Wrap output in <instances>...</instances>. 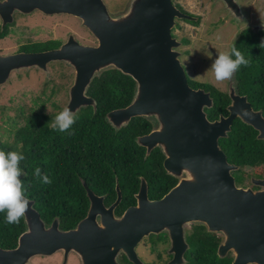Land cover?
<instances>
[{
    "label": "water",
    "instance_id": "1",
    "mask_svg": "<svg viewBox=\"0 0 264 264\" xmlns=\"http://www.w3.org/2000/svg\"><path fill=\"white\" fill-rule=\"evenodd\" d=\"M214 1L223 2L237 23L248 22L239 0ZM37 9L79 16L98 45L69 42L54 51L0 55V85L13 72L48 71L49 62H66L76 75L64 108L77 114L89 106L97 111V100L88 94L96 76L114 68L132 77L136 82L132 101L109 111L106 119L116 131L133 117L152 121L151 132L137 136L136 141L147 148L146 157L160 148L167 172L178 183L162 198L151 199L148 181L141 176L137 203L117 215L123 198L119 181L117 198L107 206L105 196L83 180L90 208L70 229L61 227L59 216L47 223L36 200L26 197L25 230L16 247H0V264H33L36 257L58 252L65 254L64 264L72 253L81 264H122L121 254L134 264H154L145 262L136 248L145 237L163 232L170 237L169 254L173 255L167 264H186L185 252L190 247L186 227L190 224L205 225L208 231L222 235L218 255L225 258L233 251L232 264H264V178L252 176L253 186L238 185L233 171L240 167L229 162L220 144L237 118L255 128L257 138L264 141V111L255 109L248 96L239 93L236 72L228 86L229 115L214 121L208 118L206 109L214 106V98L211 91L191 85L179 50L183 42L173 34L178 20L198 21L199 17L183 11L174 0H129L119 13H112L105 0L0 1L5 23L13 21L16 11L29 14ZM253 29L264 30V22ZM25 175L22 172L21 179Z\"/></svg>",
    "mask_w": 264,
    "mask_h": 264
},
{
    "label": "trees",
    "instance_id": "2",
    "mask_svg": "<svg viewBox=\"0 0 264 264\" xmlns=\"http://www.w3.org/2000/svg\"><path fill=\"white\" fill-rule=\"evenodd\" d=\"M186 22L199 25L201 18ZM182 42L183 45L189 44L190 39L183 38ZM262 43L264 30L256 32L247 28L237 35L232 47L235 46L249 61L247 67L241 66L237 71V90L241 95L248 96L255 109L264 111ZM190 83L194 88L203 87L211 91L215 104L206 109L211 121L221 115H229L231 98L228 90L196 81ZM135 86L132 77L114 68L106 70L94 78L88 89V93L97 100V111L92 106L82 108L76 114L78 120L69 132L51 129L50 121L57 114L49 118L44 113H35L27 116L25 128L15 123L11 124L14 128L2 133L9 137L13 134V141L0 136V150L20 151L25 156L21 161V168L26 174L22 178L25 196L36 200V207L47 223L59 216L61 227L70 229L85 217L89 197L83 180L94 192L105 195L108 205L117 198L118 180L123 198L116 208L117 214H122L137 203L136 193L140 189L141 176L148 181L151 199L162 198L178 183V179L170 175L164 166L166 157L163 151L157 147L146 157L147 148L136 141L137 136L151 132L154 127L152 121L145 117H133L127 126L116 131L106 119L109 111L125 107L132 101ZM258 134L255 128L237 118L229 136L220 139L229 162L240 167L233 171L240 186L251 184L252 176L264 178V141L257 138ZM37 167L41 169L42 175L46 173L51 178L50 185L43 184L34 175ZM5 215L0 213V247L11 249L17 246L25 223L22 217L18 224H7ZM187 238L191 245L187 254L189 264L230 263L231 258L222 259L218 256L221 237L208 231L205 225L193 224ZM167 240L165 232L151 234L147 239L153 243V262L162 259L161 243ZM121 262L134 264L124 255Z\"/></svg>",
    "mask_w": 264,
    "mask_h": 264
},
{
    "label": "flooded vegetation",
    "instance_id": "3",
    "mask_svg": "<svg viewBox=\"0 0 264 264\" xmlns=\"http://www.w3.org/2000/svg\"><path fill=\"white\" fill-rule=\"evenodd\" d=\"M60 1H65V0H60ZM215 3H221L224 9L225 4L223 2L220 1ZM120 4L122 3L120 2ZM126 5L127 3L123 5L122 9H120L121 5H119V9L116 10V12L123 11L126 8ZM243 8L248 16V22L236 24L239 26L240 32L247 28L253 29V26L256 24V22L252 21L251 13L247 11V8H245L244 6ZM182 10L185 11L184 8ZM116 12H112V13H116ZM224 12L226 14L225 17L227 18V20L235 23L234 18L232 16H229L228 11L224 10ZM10 40H14L17 43V46L12 50H9L8 48L5 47V45ZM68 43L70 45L77 44L84 46L98 45L97 39L92 34V32L83 24L82 19L79 16L64 12L47 13L41 9H37L36 11L29 14L16 11L14 13L13 21L5 23L4 15L0 12V55H8L19 52L54 51L61 49L63 45H66ZM47 68L49 72L43 69L31 68L29 70L25 69L20 73L17 72L12 73V75L17 74L18 78L20 79V83L24 85H26V83L24 82V78L30 77L33 72H40L44 77L43 82L40 83V87L33 90L34 86H38L39 83L36 85L32 83L33 89L32 88L28 89L27 92L30 96L31 102L23 103L18 108L19 114L21 115L19 116L20 123L18 124V126H20L21 128H25L27 126L28 123L27 116L35 113H44V116L50 118L53 115L58 114L60 111H62V109L67 105L68 101L70 100L71 97L70 90L75 82V71L73 70V68L67 65L63 61H51L48 63ZM71 74H73V77ZM12 75L8 82L0 85V89H2L6 84L10 83ZM27 92H24V94H26ZM59 99L66 100L64 105H59L56 102ZM50 107L53 108V111L51 112H50ZM254 188H258V187H254ZM97 194L102 195L99 193ZM111 204L109 205L106 204V205L110 206ZM89 208H90V200H89L87 213ZM117 215H121V214H117ZM186 232H187V227H186ZM187 236H188V232H187ZM149 237L150 236L145 237L143 241L139 243V245L137 246L138 247L137 251L145 262L152 263L153 259L151 261H148V259L144 257L145 255L142 254V250L144 248L148 249L147 246L148 243L150 244L149 246L150 252L152 253L153 251L152 248L153 243L147 241ZM222 240L223 239L221 237L219 245ZM187 242L190 247L185 252V261L186 264H189V259L187 254L191 248V245L188 241V238H187ZM161 244L162 246L160 248L163 251V257L162 259L157 260L154 264H167L173 258V255L169 254V249L171 247V240L169 235H168V240ZM54 255L59 256L58 264H64L65 254L63 252H58ZM123 255L126 256L125 254H121L120 256L121 261ZM46 258H49V256L46 257L39 256L35 259L43 260ZM226 258H231L229 264H232L235 258L234 252L230 251L227 254V256L222 259H226ZM72 260L76 261L77 264L78 263L81 264L80 258L74 253L70 254L66 264H70Z\"/></svg>",
    "mask_w": 264,
    "mask_h": 264
},
{
    "label": "rangeland",
    "instance_id": "4",
    "mask_svg": "<svg viewBox=\"0 0 264 264\" xmlns=\"http://www.w3.org/2000/svg\"><path fill=\"white\" fill-rule=\"evenodd\" d=\"M241 1L240 4L247 8V11L251 13V19L253 22H256V24L264 22V0ZM106 2L110 11L116 12V10L119 9V5H121L120 9H122L124 4L127 3L128 5L129 0H106ZM120 2L123 5L120 4ZM174 2L179 4L191 15L199 16L201 18L199 25L191 24L186 22V20H178L177 26L173 30L174 36L180 41H182L183 38L190 39L189 44L182 45L179 48V50L183 53L181 60L187 71L189 80L199 83L212 84L224 91H227L230 79L217 81L214 77V73L206 70L209 68L212 60L215 59L218 52H225L231 49L234 39L240 32L239 26L236 25L237 22L235 19V23L227 20L223 5L221 3H215L213 0H174ZM16 46L17 43L14 40H10L5 45V47L9 50L14 49ZM71 75L73 77V74ZM43 80L44 77L40 72H33L30 77L24 78V82L26 83V85H24L20 83L18 75L13 74L10 83L0 89V136H3L4 139L13 141V134L9 137L8 135H3L2 133H5L7 129L14 128L11 124L17 123L18 126L20 123L18 108L23 103L31 102L30 96L27 92L28 89L32 88V83L35 85L39 83L38 86H34V89L32 88L33 90L37 89L40 87V83H42ZM24 92L27 93L24 94ZM56 102L59 105H64L66 100L59 99ZM51 111H53L52 107H50V112ZM255 177L261 178L256 175ZM247 184H249L247 186H253L252 183ZM192 225L193 224L187 226V232L191 230ZM218 236H221L223 239L222 235L219 234ZM147 246L148 249L144 248L142 250V254L145 255L144 257H146L148 261H151L154 259V254L150 252L149 243ZM58 261L59 256L53 254L52 256H49V258L43 260L35 259L33 264H58ZM70 264H77V262L72 260Z\"/></svg>",
    "mask_w": 264,
    "mask_h": 264
},
{
    "label": "clouds",
    "instance_id": "5",
    "mask_svg": "<svg viewBox=\"0 0 264 264\" xmlns=\"http://www.w3.org/2000/svg\"><path fill=\"white\" fill-rule=\"evenodd\" d=\"M261 45L264 46V43ZM248 64L249 61L245 56L233 46L229 51L218 52L206 71L214 73L217 81H225L230 79L241 66L247 67ZM77 120L78 116L73 110L64 108L50 121V127L57 132H69ZM24 159L25 156L20 151L0 150V213H6L4 220L7 224H18L29 210V200L25 196L21 179L23 172L21 161ZM34 175L43 184L52 183L46 173L42 175L39 167L35 168Z\"/></svg>",
    "mask_w": 264,
    "mask_h": 264
}]
</instances>
